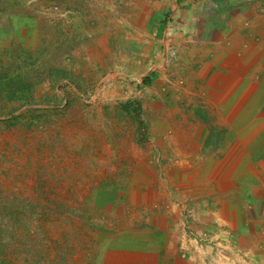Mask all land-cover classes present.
I'll use <instances>...</instances> for the list:
<instances>
[{"label": "rangeland", "instance_id": "obj_1", "mask_svg": "<svg viewBox=\"0 0 264 264\" xmlns=\"http://www.w3.org/2000/svg\"><path fill=\"white\" fill-rule=\"evenodd\" d=\"M173 3L0 0V264L143 259L137 229L169 185L152 141L165 90L146 75L151 24ZM228 245L225 262L248 263Z\"/></svg>", "mask_w": 264, "mask_h": 264}, {"label": "crops", "instance_id": "obj_2", "mask_svg": "<svg viewBox=\"0 0 264 264\" xmlns=\"http://www.w3.org/2000/svg\"><path fill=\"white\" fill-rule=\"evenodd\" d=\"M173 2L151 24L157 55L146 74L165 90H154L150 118L169 185L137 229V264H229L225 240L264 264V0ZM168 25L180 29L170 39Z\"/></svg>", "mask_w": 264, "mask_h": 264}, {"label": "built area", "instance_id": "obj_3", "mask_svg": "<svg viewBox=\"0 0 264 264\" xmlns=\"http://www.w3.org/2000/svg\"><path fill=\"white\" fill-rule=\"evenodd\" d=\"M173 28H174V26H171V25H168V26L166 27V36L170 37V35H171L172 32H173Z\"/></svg>", "mask_w": 264, "mask_h": 264}, {"label": "trees", "instance_id": "obj_4", "mask_svg": "<svg viewBox=\"0 0 264 264\" xmlns=\"http://www.w3.org/2000/svg\"><path fill=\"white\" fill-rule=\"evenodd\" d=\"M136 110V109H135Z\"/></svg>", "mask_w": 264, "mask_h": 264}]
</instances>
